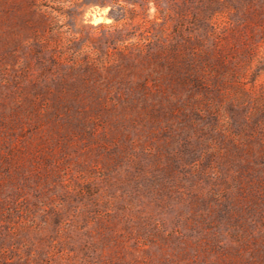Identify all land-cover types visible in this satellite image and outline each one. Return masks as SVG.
<instances>
[{"label":"rangeland","instance_id":"rangeland-1","mask_svg":"<svg viewBox=\"0 0 264 264\" xmlns=\"http://www.w3.org/2000/svg\"><path fill=\"white\" fill-rule=\"evenodd\" d=\"M0 264H264V0H0Z\"/></svg>","mask_w":264,"mask_h":264}]
</instances>
